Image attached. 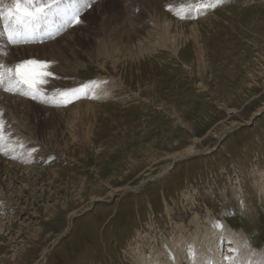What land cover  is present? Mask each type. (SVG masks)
I'll use <instances>...</instances> for the list:
<instances>
[{
    "label": "rangeland",
    "instance_id": "1",
    "mask_svg": "<svg viewBox=\"0 0 264 264\" xmlns=\"http://www.w3.org/2000/svg\"><path fill=\"white\" fill-rule=\"evenodd\" d=\"M163 21L170 40L151 48ZM1 23L0 64L53 75L36 99L0 89V264H228L223 228L264 264V0L106 1L31 48H9ZM82 86L69 104L55 91ZM190 145L210 151L158 176Z\"/></svg>",
    "mask_w": 264,
    "mask_h": 264
},
{
    "label": "snow or ice",
    "instance_id": "2",
    "mask_svg": "<svg viewBox=\"0 0 264 264\" xmlns=\"http://www.w3.org/2000/svg\"><path fill=\"white\" fill-rule=\"evenodd\" d=\"M80 3L82 7L78 8L75 0L70 6L66 5L65 0H11L5 7H0V20L6 23L9 40L20 42L31 35L41 21H47L52 16L60 17L65 25L82 23L81 11L90 6V0H80ZM50 67L51 62L35 59L21 61L14 67L0 65V87L4 91H19L20 94L36 99L41 94L40 85L47 83L46 78L53 75L48 70ZM86 88L87 86H82L55 91L62 103L69 104L73 99H78L79 93ZM2 115L0 110V148L4 141Z\"/></svg>",
    "mask_w": 264,
    "mask_h": 264
},
{
    "label": "bare ground",
    "instance_id": "3",
    "mask_svg": "<svg viewBox=\"0 0 264 264\" xmlns=\"http://www.w3.org/2000/svg\"><path fill=\"white\" fill-rule=\"evenodd\" d=\"M2 1V0H1ZM97 0H92L91 2H93L91 5L92 8H89L87 9L86 11H84V13H86L82 18L81 20H84L88 15H90V13L92 11H94L98 6H100V4L102 5L104 2L106 1H117V0H99L100 2H96ZM2 4V3H1ZM4 4V3H3ZM2 6V5H1ZM78 7V6H77ZM80 8V7H79ZM82 12V11H81ZM83 13V12H82ZM83 13V14H84ZM2 21V20H1ZM47 22V21H46ZM1 23V22H0ZM45 23V22H44ZM65 24V23H64ZM61 25V24H60ZM162 25L164 26V29H158L156 26L155 28H153V30L156 32L154 35L155 36H151L150 33H147L145 36L147 38H149V46L151 48L153 47H160V46H163L166 44L167 41H169L170 39L168 38V36L170 35L169 31H170V22L169 21H163ZM67 26V25H65ZM64 27V26H62ZM154 27V26H153ZM72 28V27H71ZM32 34L35 36V37H40V34L35 31V29L33 30ZM53 33L50 32L49 35H52ZM66 37V36H65ZM25 40H27L25 38ZM174 42V41H173ZM21 43V44H20ZM20 43H18V45H21L22 47H24L22 44H23V41H20ZM6 44V43H5ZM24 48H31L29 46H25ZM112 50V51H111ZM111 50H110V53L111 55H114L115 52H114V47L112 46L111 47ZM177 49H175L173 47V53L176 52ZM112 58V57H111ZM21 62V61H20ZM50 71V69H49ZM48 80V77L46 78ZM48 83V82H47ZM47 83H45L43 86H42V90L46 91V87H47ZM49 84V83H48ZM51 86V85H50ZM50 86L48 85V87L50 88ZM97 89H95V91L97 92ZM2 90V88H1ZM95 91H94V96H95ZM101 95V92H98L96 97L99 99ZM96 99V100H98ZM99 100H102V99H99ZM78 106V105H77ZM76 107V105H75ZM73 106V108H75ZM72 108V107H71ZM260 111L264 110V106L259 109ZM258 110V111H259ZM230 113V112H229ZM258 114V112L255 113V115ZM237 126H241V125H238V124H232L231 126L229 127H226L223 131H220L219 134L217 135L216 137V140H219V139H222L226 136L227 133L231 132L232 130L235 131ZM194 142H197V140H195ZM220 144V143H219ZM208 151H210V148H206V149H202V150H198L194 147V145H190V146H187V147H184V148H181V149H178L168 155H165V159H163V161L165 160L166 165H164V167L161 169L162 173H159L158 172V176L161 174H165L166 171H168V169L171 167V165L173 163H176V162H179L181 160H185L189 157H192V156H195V155H198V154H207ZM21 171H17V173H20ZM2 173V172H1ZM15 173V172H14ZM158 176H155L154 178L158 177ZM146 177V176H145ZM148 177L151 178L149 175L147 176V180H148ZM13 182L10 180V183ZM9 183V184H10ZM143 184V182H142ZM141 184V185H142ZM12 188V187H11ZM138 188H134V189H131V190H137ZM130 189L128 188H117V189H113L111 190L109 193H108V197H115V195L119 194V193H122V192H126V191H129ZM135 192V191H134ZM92 202H97V201H101L100 199H92L91 200ZM74 214H71L69 218H71ZM2 229V225H0V231ZM221 236H222V240L228 242L229 244H231V248H222L221 250H219V248H214V253L215 254H218L219 256H225L227 255L229 252H232L234 253V256L231 257L228 261V264H257L256 262V259L254 258H248L247 256L249 255L248 252L245 253V249L242 247L243 245V239H240L241 237L240 236H237V235H234L232 233V231L230 229H227V228H223L222 230V233H221ZM212 238H210L211 240ZM257 254V253H255ZM233 260V261H232Z\"/></svg>",
    "mask_w": 264,
    "mask_h": 264
},
{
    "label": "water",
    "instance_id": "4",
    "mask_svg": "<svg viewBox=\"0 0 264 264\" xmlns=\"http://www.w3.org/2000/svg\"><path fill=\"white\" fill-rule=\"evenodd\" d=\"M215 149H216V148H215ZM215 149H214V150H215ZM214 150H212L211 152H213Z\"/></svg>",
    "mask_w": 264,
    "mask_h": 264
}]
</instances>
